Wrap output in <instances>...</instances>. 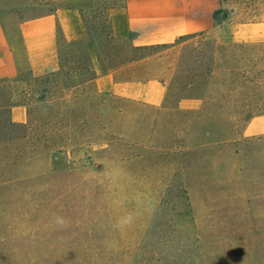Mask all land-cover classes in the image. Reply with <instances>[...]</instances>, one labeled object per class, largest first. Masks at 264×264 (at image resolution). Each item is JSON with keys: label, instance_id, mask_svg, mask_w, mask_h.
Segmentation results:
<instances>
[{"label": "rangeland", "instance_id": "rangeland-1", "mask_svg": "<svg viewBox=\"0 0 264 264\" xmlns=\"http://www.w3.org/2000/svg\"><path fill=\"white\" fill-rule=\"evenodd\" d=\"M118 1H76L85 35L59 41L56 71L30 70L19 46V73L0 79V264H264V136H241L264 116V0H219L208 32L144 49L115 37ZM66 6L0 0V25L14 41ZM105 75L166 79L164 110L101 99ZM190 97L197 112L176 109ZM213 118L233 120L236 139L183 151L139 244L121 245L100 163L176 151L190 122Z\"/></svg>", "mask_w": 264, "mask_h": 264}, {"label": "crops", "instance_id": "crops-1", "mask_svg": "<svg viewBox=\"0 0 264 264\" xmlns=\"http://www.w3.org/2000/svg\"><path fill=\"white\" fill-rule=\"evenodd\" d=\"M71 6L19 25L21 36L9 41L0 25V79L14 78L20 71L16 61L19 46L30 61L33 72H54L58 69L59 41L75 42L85 31L76 1ZM111 10L110 20L115 37H131L134 48L172 43L175 39L208 32L213 27L212 14L219 0H119ZM41 64H37V63ZM99 97L124 98L155 111L164 110L166 79L149 77L143 80H112L108 75L97 78ZM202 99L183 98L177 110L197 112ZM17 120L24 121L22 108H16ZM122 113V112H121ZM222 130H219V126ZM243 137L264 136V116L251 118L241 131ZM235 122L231 119H199L190 122L183 134V146L170 152H149L125 158L104 160L98 167L101 184L111 207L112 220L121 245L136 246L148 227L152 214L181 166L185 150L204 145L234 141ZM113 205H123V211ZM130 207V208H128Z\"/></svg>", "mask_w": 264, "mask_h": 264}, {"label": "trees", "instance_id": "trees-1", "mask_svg": "<svg viewBox=\"0 0 264 264\" xmlns=\"http://www.w3.org/2000/svg\"><path fill=\"white\" fill-rule=\"evenodd\" d=\"M218 11H214L213 14H212V18H213V21H216V15H217Z\"/></svg>", "mask_w": 264, "mask_h": 264}]
</instances>
